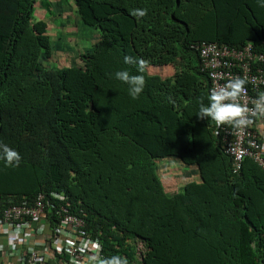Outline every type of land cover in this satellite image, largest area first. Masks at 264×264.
Returning a JSON list of instances; mask_svg holds the SVG:
<instances>
[{"label":"trees","instance_id":"1","mask_svg":"<svg viewBox=\"0 0 264 264\" xmlns=\"http://www.w3.org/2000/svg\"><path fill=\"white\" fill-rule=\"evenodd\" d=\"M66 7L98 30L90 51L50 34ZM202 41L264 52V0H0V211L66 204L107 264H264V171L234 172ZM70 48L80 65L44 64ZM174 163L196 178L181 187Z\"/></svg>","mask_w":264,"mask_h":264},{"label":"built area","instance_id":"2","mask_svg":"<svg viewBox=\"0 0 264 264\" xmlns=\"http://www.w3.org/2000/svg\"><path fill=\"white\" fill-rule=\"evenodd\" d=\"M199 53L202 72L210 80L212 95L217 97L218 132L223 135L226 153L232 156L234 172H240L246 158L253 160L264 171V145L255 130L260 99L264 97V52L255 50L248 42L237 49L214 42L202 41L193 44ZM264 122V117L261 116ZM56 201L66 202L65 196L52 193ZM68 203V202H67ZM55 206L47 204L44 194H38L32 204L8 207L0 211V236L4 232L12 235L26 232L30 222L50 228L49 213ZM58 219L56 235L51 233L49 249H35L36 237L43 230L33 231L30 240L22 239L19 244L11 240L0 264H107L102 243L82 234L86 223L75 216L65 205L55 209ZM52 229V228H51ZM32 245L33 248H29ZM138 260H142L144 243L135 241ZM5 256L9 260L5 261Z\"/></svg>","mask_w":264,"mask_h":264},{"label":"rangeland","instance_id":"3","mask_svg":"<svg viewBox=\"0 0 264 264\" xmlns=\"http://www.w3.org/2000/svg\"><path fill=\"white\" fill-rule=\"evenodd\" d=\"M50 2V1H49ZM66 3V2H64ZM39 5V3H38ZM37 5L36 7V11H35V19L36 20H44V19H49L50 16L47 15L48 13L43 11V9H41L39 6ZM68 5V4H67ZM69 6V5H68ZM71 7V6H69ZM66 7L65 10L67 11L66 14L64 13V15L61 17L59 14L58 19L55 20V18L53 19V22H50V34L53 36H56V32L57 31H61L62 34H64L65 32H70L71 34H74L71 36V40L74 41V43H76L80 48L83 49V51L88 52L90 51L93 46L94 43L97 41L98 36H99V32L98 30H96L95 28L92 27H86L84 26L82 23H80V21L76 19L75 13L72 12V10ZM55 15V14H54ZM67 22V24H66ZM65 23V27H62L61 24ZM80 29V30H79ZM80 31V35L79 36V31ZM68 34V33H66ZM53 40L55 41L56 38L53 37ZM68 40V39H67ZM67 40L62 41L63 43H68ZM64 46V45H63ZM64 58H62V55H55L52 57V61L49 63V61H43L45 65L47 66H55V61H60L62 62V64H64L65 62H68L69 64L75 65L78 64L80 65L79 61H77L78 59V55L76 53V51L73 48L70 49H66L63 52ZM147 71L150 75H158L162 78H169L172 75H174L175 70L173 67L171 66H149L147 67ZM159 167H161L162 164V160L159 161ZM164 164H166V168L169 167L170 163L168 162H164ZM173 170H172V174L167 172V170L164 172L163 174L166 176V174L171 175V179L173 181H179V183L181 185L185 184L187 179H190L189 177L191 176V172L192 170L187 169L186 167L182 166V165H178L177 163H174L173 165ZM180 178H182L183 180H179ZM187 178V179H186ZM193 179V178H191ZM177 187L175 186L174 189H176Z\"/></svg>","mask_w":264,"mask_h":264},{"label":"crops","instance_id":"4","mask_svg":"<svg viewBox=\"0 0 264 264\" xmlns=\"http://www.w3.org/2000/svg\"><path fill=\"white\" fill-rule=\"evenodd\" d=\"M259 112L260 114H262L261 116L264 117V97L260 99L259 102ZM259 115L256 119V123H255V130L259 133L260 138L262 140V144L264 145V122L262 121V118ZM195 176L192 175L191 172V176L189 177L194 178ZM196 178V177H195ZM187 179V180H190ZM182 187V185H180ZM26 232L24 235L22 234H14L12 235V237L10 236L9 233L4 232L2 234V236H0V257H2V254L5 255L6 252V247L9 245V243L11 242V240H13L14 243L19 244L21 242L22 239L24 240H30L31 237H33V231L37 230V229H42L43 232L41 235H38L36 237V245H35V249L37 250H42V249H49L48 246V240L52 237V233H51V228L47 225L45 228L43 226H40L38 223L35 222H30L29 226L26 228ZM29 248H33L32 245L29 246ZM5 261H12V262H16L17 260H9L7 259V257L5 256Z\"/></svg>","mask_w":264,"mask_h":264},{"label":"clouds","instance_id":"5","mask_svg":"<svg viewBox=\"0 0 264 264\" xmlns=\"http://www.w3.org/2000/svg\"><path fill=\"white\" fill-rule=\"evenodd\" d=\"M217 121H218V113H217ZM142 242V241H141Z\"/></svg>","mask_w":264,"mask_h":264}]
</instances>
